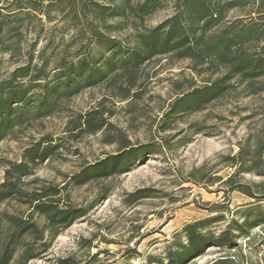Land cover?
<instances>
[{"label":"trees","instance_id":"1","mask_svg":"<svg viewBox=\"0 0 264 264\" xmlns=\"http://www.w3.org/2000/svg\"><path fill=\"white\" fill-rule=\"evenodd\" d=\"M65 1L63 13L69 16L80 38H86L98 48L76 52L69 59L62 56L49 67L50 58L40 50L34 55L31 49L22 52V31L16 25L18 13L27 12L52 18L50 10L55 1L43 5L42 0H0V54L9 59L24 54L25 62L15 66L6 75L0 71V140L14 137V132L55 114L64 113L61 135L40 134L23 147L19 160H5L0 181V205L14 203L15 210L0 212V264H27L31 259L47 252L55 237L76 219L85 216L109 191L101 185L87 205L76 204L71 190L86 184L99 183L128 171L145 156L159 151L158 142L132 143L125 132L108 120L113 114L106 102L111 98L125 100L139 98L138 87L142 79L139 70L146 64L168 56L190 62L196 74L207 73L200 85L189 82L177 84V95L169 102L162 115L159 130L172 129V123L182 116L203 111L209 104L226 96L236 97L264 91V0H115L103 3L98 0ZM168 1L173 12L154 26L145 20ZM242 10L252 17L227 19L232 10ZM40 20V19H39ZM132 32L124 39L109 35L110 31ZM34 57L37 61H33ZM1 63V58H0ZM212 75H215L212 77ZM98 83L105 85L108 94L96 106L83 112L72 111L67 103L83 88ZM192 131L202 130L198 121L188 123ZM102 132V142L116 143L117 149L102 158L84 163L77 171L64 175L55 183L36 176V169L45 161L62 157L71 142L85 135ZM241 148L224 161L239 165L223 183L250 198L257 197L252 187L238 182L235 177L243 158ZM264 156V139H259L252 158L255 164ZM264 174V173H262ZM189 176L194 183L219 180V176L204 179L200 168ZM264 186V181L262 182ZM264 188V187H263ZM157 190L151 187L128 192L124 202L135 204L153 197ZM264 199V190L261 192ZM220 217H206L186 223L179 233L184 240L173 236L163 257H148L149 264H191L211 246L234 249L237 238L252 228L264 224V210L248 207L242 221L233 219L218 233L203 232L208 223ZM56 264H78L71 258L58 259ZM209 264H251L236 260L234 253L223 255Z\"/></svg>","mask_w":264,"mask_h":264},{"label":"rangeland","instance_id":"2","mask_svg":"<svg viewBox=\"0 0 264 264\" xmlns=\"http://www.w3.org/2000/svg\"><path fill=\"white\" fill-rule=\"evenodd\" d=\"M55 1L50 10L52 18L36 14V18L24 11L18 13L22 37V52L31 49L34 55L40 50L50 58L52 67L62 56L69 59L76 52L98 48L86 38H80L69 16L63 13L65 1L42 0L43 5ZM112 3L115 0H98ZM173 12L172 2L145 20L146 26H154ZM249 15L255 16L254 12ZM242 10H232L227 19L249 17ZM40 19V20H39ZM132 30L110 31L109 35L124 39ZM0 71L6 75L15 66L23 64L24 54L9 59L0 54ZM33 61H37L34 57ZM187 59L175 60L162 56L145 66L138 75L142 79L139 98L107 100L113 114L108 120L122 129L132 143L158 142L163 146L154 154L145 156L128 171L112 176L99 183L86 184L71 190V199L76 204L87 205L95 196L98 187L108 184V193L89 212L76 219L62 230L44 254L31 259L27 264H56L58 259L71 257L78 264H149L148 257H163L173 236L184 240L182 227L189 222L206 217H220L202 228L203 232H220L233 219L242 221L248 207L264 210V158L253 164L252 158L259 139H264V91L258 94L226 96L209 104L203 111L190 113L175 120L173 128L161 132L159 124L169 102L177 95L175 85L189 82L200 85L208 74H196L189 68ZM215 75H212L214 77ZM108 94L105 85L98 83L83 88L71 97L67 106L72 111L83 112ZM65 114L59 113L34 122L14 132V137L0 140V181L3 177L2 163L17 161L23 147L43 133L61 135ZM198 121L202 130L188 129V123ZM103 133L85 135L71 142L63 150L62 157L50 159L36 169V176L55 183L64 180V175L77 171L84 163L102 158L117 149V144L102 142ZM244 150L245 162L241 164L235 179L252 187L257 197L250 198L230 190L223 181L237 170L224 161L226 155ZM264 157V156H263ZM200 168L204 179L219 176V180L194 183L189 173ZM151 187L156 195L128 205L124 197L137 188ZM3 209L15 210L14 203L0 205ZM234 253L236 260L251 264H264V224L252 228L237 238V247L211 246L196 257L191 264H209L211 261Z\"/></svg>","mask_w":264,"mask_h":264}]
</instances>
